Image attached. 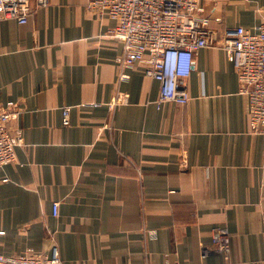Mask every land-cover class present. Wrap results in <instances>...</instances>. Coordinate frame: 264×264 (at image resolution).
Returning a JSON list of instances; mask_svg holds the SVG:
<instances>
[{"label":"crops","instance_id":"obj_1","mask_svg":"<svg viewBox=\"0 0 264 264\" xmlns=\"http://www.w3.org/2000/svg\"><path fill=\"white\" fill-rule=\"evenodd\" d=\"M88 1L51 0L24 25L0 19V104H17L10 127L25 139L0 168V252L57 246L64 264H264V133L250 132L227 52L199 50L189 101L159 105V82L142 63L120 67L115 23ZM202 4L219 39L264 23V0ZM116 93L128 101L112 108ZM216 228L230 234L228 257Z\"/></svg>","mask_w":264,"mask_h":264},{"label":"built area","instance_id":"obj_2","mask_svg":"<svg viewBox=\"0 0 264 264\" xmlns=\"http://www.w3.org/2000/svg\"><path fill=\"white\" fill-rule=\"evenodd\" d=\"M51 0H0V19H14L24 25ZM86 7L97 16L114 21L109 36L123 45L121 68L144 64V73L160 84V105L166 101L186 104L189 93L185 81L191 75L195 54L204 48L220 47L229 55L237 71L240 91L248 98V123L252 134L264 133V23L254 30L244 26L227 28L222 39L210 27L202 0H89ZM120 79H129L126 73ZM128 101V94L116 93L109 106ZM98 106L100 103H93ZM70 107H63V124H69ZM20 109L13 101L0 104V168L17 160L16 148L25 144L23 129H12ZM59 215V202L53 204ZM154 238L155 231L146 230ZM213 242L228 257L230 234L216 228ZM210 250L203 247L202 255ZM0 264H64L57 246L50 252L29 248L24 254L0 252ZM175 264H180L176 262Z\"/></svg>","mask_w":264,"mask_h":264}]
</instances>
